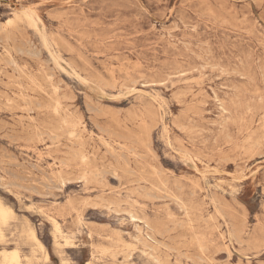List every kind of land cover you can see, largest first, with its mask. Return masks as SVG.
<instances>
[{
  "label": "rangeland",
  "instance_id": "1",
  "mask_svg": "<svg viewBox=\"0 0 264 264\" xmlns=\"http://www.w3.org/2000/svg\"><path fill=\"white\" fill-rule=\"evenodd\" d=\"M13 251L264 264V0H0Z\"/></svg>",
  "mask_w": 264,
  "mask_h": 264
},
{
  "label": "bare ground",
  "instance_id": "2",
  "mask_svg": "<svg viewBox=\"0 0 264 264\" xmlns=\"http://www.w3.org/2000/svg\"><path fill=\"white\" fill-rule=\"evenodd\" d=\"M10 19H8L7 21H5L4 23H5V25L6 24H10L11 22L9 21ZM15 24V23H14ZM13 27V26H12ZM1 29H3V28H1ZM10 30V29H9ZM11 34V33H10ZM9 39V38H8ZM6 46V45H5ZM5 49V48H4ZM5 60V59H4ZM2 61V60H1ZM10 62V61H9ZM15 62V61H14ZM21 66V65H20ZM23 70V69H22ZM28 75V74H27ZM32 78V77H31ZM58 128V127H57ZM74 134V133H73ZM153 142V141H152ZM111 146H109V148H110ZM83 150V149H82ZM257 154V153H256ZM82 157H83V159L84 160H87L88 159V156H87V153H86V155H85V153H83L82 154ZM95 158V157H94ZM128 164V163H127ZM141 171V170H140ZM156 174V173H155ZM136 181V180H135ZM144 181V180H143ZM226 212V211H225ZM53 225H54V227H55V229L56 230H61V228H60V225H59V223H58V221L55 219V218H53ZM238 239V238H237ZM9 264H19V255H18V253L16 252V251H13V253L10 255V262H9Z\"/></svg>",
  "mask_w": 264,
  "mask_h": 264
}]
</instances>
